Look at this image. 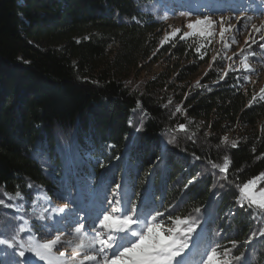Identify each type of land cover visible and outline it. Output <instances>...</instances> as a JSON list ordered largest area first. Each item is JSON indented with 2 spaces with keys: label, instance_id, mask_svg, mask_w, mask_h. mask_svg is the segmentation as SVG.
Returning <instances> with one entry per match:
<instances>
[{
  "label": "trees",
  "instance_id": "trees-1",
  "mask_svg": "<svg viewBox=\"0 0 264 264\" xmlns=\"http://www.w3.org/2000/svg\"><path fill=\"white\" fill-rule=\"evenodd\" d=\"M175 2L200 11L215 0ZM168 12L167 0H0V199L15 205L4 193L20 191L25 208L0 205L5 238L25 213L38 236L59 227L31 216L38 191L78 201L88 186L141 212L196 217L190 264L205 246L233 240L242 259L232 264H264V213L237 200V185L264 172V101L248 106L239 72L220 80L212 68L196 91L162 75L131 84L120 74L152 52L148 34ZM171 51L190 58L192 48L182 41ZM192 116L203 126L189 129ZM225 125L238 131L222 142ZM225 157L227 179L211 167ZM17 251L0 245V264L28 261Z\"/></svg>",
  "mask_w": 264,
  "mask_h": 264
},
{
  "label": "snow or ice",
  "instance_id": "snow-or-ice-1",
  "mask_svg": "<svg viewBox=\"0 0 264 264\" xmlns=\"http://www.w3.org/2000/svg\"><path fill=\"white\" fill-rule=\"evenodd\" d=\"M181 15L190 16L191 13H181ZM233 18L237 21L242 19L240 17L220 16L217 21L211 15L197 16L195 20H189L185 25L188 31L181 34L180 28H174L171 32L165 34L161 44L163 45L170 39L177 37L182 41L199 37L210 44L211 40L209 38L217 34L214 28L218 24L219 42L222 44L223 49L227 50L238 42L236 37L240 32L237 25L230 23ZM161 19L167 20V16L161 17ZM243 19L251 21L252 17H244ZM251 29L252 32L261 34L259 40L264 41V22L259 25L252 24ZM226 34L228 35L226 36ZM257 43L258 41L251 34L245 39L248 49H251L252 44ZM204 47L206 45L201 44L195 48V51L200 53ZM259 47L264 49V43H259ZM245 51L246 49L242 48L239 53H233V55L240 56V65L245 73L254 72L255 69L250 65L249 58L254 57L256 53L247 50L246 54H243ZM204 55L206 53H203L200 59H203ZM218 58L219 52L212 56L209 69H212ZM224 58L231 61L233 56H225ZM239 70L234 69L231 64L228 65L224 75L220 76V80H224L230 71ZM205 75H207V72ZM243 79L249 81L250 77L244 75ZM197 86H200L199 81H197ZM257 100L264 101V87H261L259 92L252 96L248 106H252ZM137 105L139 106V101ZM176 111H181L179 106H177ZM178 130L186 131V126L180 124ZM222 142H227V137L223 138ZM231 143L232 147H236L235 141ZM260 158H264V153L257 157V159ZM229 163V159L225 157L222 166L211 163V167L214 169L219 168V171L225 174L224 179H227ZM261 181H264V172L242 185H237L239 191L237 200L242 208L247 204L248 208L255 206L264 213V186H259ZM28 187L31 188L33 185L29 184ZM119 187L120 185H117V188ZM4 195L11 201L24 199L20 191H16L14 195L5 192ZM39 199L47 200L48 198L45 195L39 197ZM108 204L110 207L103 208L92 224L86 225L85 218L69 222L67 215H62L65 214L66 210L71 211L69 204H64L60 208L54 207L51 211L47 207L39 205L37 211L38 201H33L31 216L35 220L54 221L55 223L63 220L65 228H71V232L66 236L65 230L49 226L56 232L55 235H52L51 231H47L43 233V236H38L33 231L32 220L25 218L28 215L25 213V215L16 218L21 223L13 225L12 234L9 237L5 238L3 233L0 232V245L18 250L17 254L20 257H24L26 252L31 253L43 264H190L187 260L189 238L200 223L196 217L190 215L173 216L170 212L166 215V212L159 210L141 212L136 203L131 202L129 208L123 199L116 197L115 193L108 200ZM0 205L14 207L17 212H25L23 204L10 205L6 204L4 199H0ZM194 211L199 213L200 209L196 208ZM57 217L60 220H57ZM22 234H27V237L24 238ZM256 235L257 233H253V236ZM259 235L264 237V230H261ZM47 236H51V238H45ZM248 242H251V237ZM236 247L237 242L235 240L231 241L230 248L223 247L218 243L207 245L203 251L198 253L199 259L194 264H232L233 260L240 261L242 256L232 255V249ZM24 264H31V261H25Z\"/></svg>",
  "mask_w": 264,
  "mask_h": 264
},
{
  "label": "rangeland",
  "instance_id": "rangeland-1",
  "mask_svg": "<svg viewBox=\"0 0 264 264\" xmlns=\"http://www.w3.org/2000/svg\"><path fill=\"white\" fill-rule=\"evenodd\" d=\"M171 3V12L169 14L166 13L167 20H161L157 27L148 34L150 41L153 45V41L155 45L153 46L152 52L149 54L148 52H144L137 59L136 63L129 67L124 72L122 71L120 74L122 75L123 80L130 81V83H137L144 81L147 78L162 75L166 79H170L172 81H178V84L187 87V91H196L199 87L197 86V81H200L201 78L208 72L209 63L212 62V56L216 55L219 52V58L216 62H214L213 67L218 71V73L222 76L224 75L225 69L228 68V65H232L234 69H240L239 71H230V72H239L242 76L248 75L250 77L249 81H245L244 88L247 89L249 95L252 97L254 94L259 92L261 87H264V49L259 47V43H264V41L259 40V36L261 34L252 32L251 25L257 24L259 25L261 22H264V0H215L212 2V6H202L200 11H192L186 9L184 4H178L175 0H167ZM191 13L190 16L181 15V13ZM202 15H211L213 19L219 20L220 16L225 17H240L242 18L240 21L236 19H232L230 23L235 24L239 27L240 32L237 35V43L233 44L229 49H223L222 44L219 42V25L217 24L214 28V31L217 33L214 37H210L211 43L209 44L205 39L199 37H192L183 42H189L191 51V57L185 58V56L176 55L171 51L173 46L178 42H182L178 37L174 39H170L167 43L161 44V40L164 39L165 34L171 32L174 28H180L181 34L188 29L185 25L189 22V20H195L197 16ZM252 17L251 21H247L243 19L244 17ZM251 34L253 38H255L258 43L252 44L251 49L247 48L245 44V39ZM228 34H226L227 36ZM76 40H79L80 37H75ZM230 43V41H229ZM251 43V41H249ZM201 44L206 45V47L201 49L200 53L195 51V48L200 46ZM244 48L247 50H251L256 53L254 57L249 58L250 65L255 69L254 72L245 73L243 71L242 66L240 65V56L233 55V53H239L240 50ZM204 55L203 59H200V56ZM225 56H233V59L227 60ZM168 103L172 101L173 97L171 94L167 96ZM187 126L191 130H197L199 127L203 126L204 121L198 119V117H190L188 118ZM264 122V115L260 120V123ZM243 129V128H242ZM227 138H232L237 134L238 127L237 125H225ZM257 129H254L256 131ZM259 182V186H260ZM80 197L79 200H70L67 198H60L55 194L51 195L50 191L42 189L34 194L33 199L30 203V213L33 212V201H38L37 211L39 210V205H43L47 207L49 211L52 208H60L63 207L64 204H69V210H66L65 214L67 215L69 222L74 220H79L80 218H85L86 225H91L93 220L96 219L98 213L102 211L103 208L110 207L108 204V200L112 198L111 191L108 190L107 196L104 199L93 197L92 189L88 186H83L82 190L79 191ZM47 196V200L39 199V197ZM20 199L15 200V205H20L18 203ZM50 201V203H49ZM130 207V206H129ZM60 220L59 217L56 218ZM54 222V221H53ZM55 223V222H54ZM58 224L60 229L65 230L66 236L71 232V228H65V222L60 220ZM75 226L74 224L72 225ZM56 232L52 230V235H55ZM47 238H51L48 236ZM190 249V243H189ZM188 249V254H189ZM187 254V255H188ZM25 259L31 261V264H43L42 261L38 260L31 253H25Z\"/></svg>",
  "mask_w": 264,
  "mask_h": 264
}]
</instances>
